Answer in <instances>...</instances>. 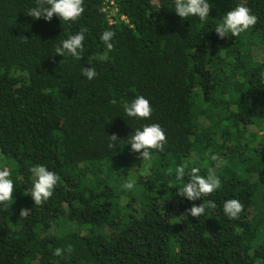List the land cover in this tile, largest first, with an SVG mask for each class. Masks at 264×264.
<instances>
[{
	"label": "trees",
	"instance_id": "obj_1",
	"mask_svg": "<svg viewBox=\"0 0 264 264\" xmlns=\"http://www.w3.org/2000/svg\"><path fill=\"white\" fill-rule=\"evenodd\" d=\"M209 3L201 21L179 17L174 0H84L78 21L46 22L26 16L35 0H0V170L16 188L9 210L0 206V264H264V0ZM241 3L258 23L221 40L215 27ZM81 27L82 59L56 55ZM105 30L116 33L110 52ZM92 66L88 80L81 69ZM141 95L146 120L124 112ZM153 123L167 144L142 161L128 143ZM36 165L60 178L42 206L24 194ZM181 165L205 177L213 168L221 187L179 196ZM233 198L244 205L238 219L223 211ZM208 200L217 207L187 215Z\"/></svg>",
	"mask_w": 264,
	"mask_h": 264
},
{
	"label": "clouds",
	"instance_id": "obj_2",
	"mask_svg": "<svg viewBox=\"0 0 264 264\" xmlns=\"http://www.w3.org/2000/svg\"><path fill=\"white\" fill-rule=\"evenodd\" d=\"M212 5L209 0H174L175 13L186 19L188 17H198L201 21L207 20L209 17ZM84 0H35V6L28 9L26 16L32 17L35 20L43 18L46 22H51L54 15L59 17L62 21L75 22L78 21L84 13ZM258 23V17L252 13L251 9L243 3L238 4L235 8L228 11L222 18V22L215 27L217 36L223 40L229 35L239 37L242 33L247 32ZM88 31L86 27L81 29L69 38L61 41L55 48V54L64 57L66 54L72 56L76 60H81L85 53L84 40L85 33ZM116 33L114 31L105 30L100 36L101 41L106 46L107 50H114L113 38ZM24 40H28L23 37ZM107 55L99 57L100 60H106ZM81 74L88 80H93L97 77L95 67L82 68ZM264 75V73H262ZM124 112L129 117L138 119H149L152 115V107L148 99L144 96H137L130 103L124 105ZM109 148L115 146L114 142L119 138L113 133L109 135ZM131 150L134 153H139L142 161H149L152 158L153 152H163L167 144V137L163 128L157 124H146L141 129H136L131 136L129 143ZM212 161H216L218 156L212 154L210 156ZM34 177L33 187L30 190H25V195H30L34 204L42 206L52 196L54 189L59 183V176L48 170L44 165H36L29 169ZM176 179L182 180L186 174L188 182L183 189L178 192L181 197H186L189 201H196L209 197L217 189L221 187V180L216 175L213 168H208L207 176L200 175V169L192 167L186 173V165H181L176 168ZM172 173V169H168V174ZM11 177V171L8 168L0 170V206L5 211L9 210L13 204V194L16 190ZM125 190H132L134 183L129 181L122 185ZM217 205L214 201L208 200L207 203H195L191 208L187 209V215L193 218H199L205 214L206 208L215 209ZM30 209L22 208L20 210V219H25L29 215ZM223 211L229 219H238L244 205L238 199H228L223 204ZM67 253L71 254L74 249L71 245L67 246ZM65 249L56 248L53 255L62 257Z\"/></svg>",
	"mask_w": 264,
	"mask_h": 264
},
{
	"label": "rangeland",
	"instance_id": "obj_3",
	"mask_svg": "<svg viewBox=\"0 0 264 264\" xmlns=\"http://www.w3.org/2000/svg\"><path fill=\"white\" fill-rule=\"evenodd\" d=\"M130 173V175H129V181H131V182H134V181H136V176H135V174L133 173V172H129Z\"/></svg>",
	"mask_w": 264,
	"mask_h": 264
},
{
	"label": "built area",
	"instance_id": "obj_4",
	"mask_svg": "<svg viewBox=\"0 0 264 264\" xmlns=\"http://www.w3.org/2000/svg\"><path fill=\"white\" fill-rule=\"evenodd\" d=\"M110 1H112V0H110Z\"/></svg>",
	"mask_w": 264,
	"mask_h": 264
}]
</instances>
